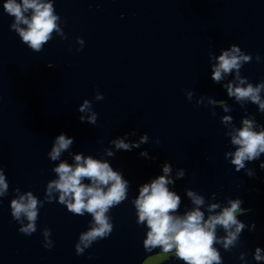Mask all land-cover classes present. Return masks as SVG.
<instances>
[{"label":"water","instance_id":"95a60500","mask_svg":"<svg viewBox=\"0 0 264 264\" xmlns=\"http://www.w3.org/2000/svg\"><path fill=\"white\" fill-rule=\"evenodd\" d=\"M3 3L0 0V166L10 187L0 198V264H161L164 257L146 259L160 249L144 250L147 228L137 225L130 201L142 184L164 174L165 161L172 164L174 184L169 190L181 197L176 214L195 207L186 190L204 196L201 210L206 216L210 203L224 206L226 198L239 197L243 208L252 209L238 217L256 226L242 232L240 246L231 252L216 247L223 264H243L240 252L247 253L248 264H257L252 253L264 248V170L259 168L264 154L246 162L254 177L235 171L225 159L226 152L235 150L225 133L240 127L248 114L264 125V113L252 103L242 108L213 82L209 55L236 44L253 57L241 75L253 84L264 80V0H55L67 39L53 33L40 52L10 29L14 17L3 10ZM77 37L84 40L83 47ZM231 79L226 76L222 83ZM187 91L193 92L192 100ZM97 92L103 100L94 99ZM200 96L226 100L232 111L206 106L207 101L197 105ZM85 99L98 114L95 125L79 120L90 115L78 111ZM223 115L232 116V124L223 125ZM133 131L136 135L129 140L138 141L147 133L149 141L132 151H116L110 141ZM60 133L74 137L61 160L74 166L76 154L91 155L130 182L128 199L111 210V235L81 255L75 244L87 230L90 215H73L55 201L45 203L31 236L19 232L11 216L13 189L19 187L20 194L32 191L42 200L47 182L58 178L51 171L58 161H51L48 152ZM106 149L115 154L108 156ZM141 151L153 159L141 157ZM180 168L185 176L177 179ZM45 227L51 229L50 249L44 247ZM218 235H223L219 228ZM164 264L183 262L169 259Z\"/></svg>","mask_w":264,"mask_h":264},{"label":"clouds","instance_id":"9594fccd","mask_svg":"<svg viewBox=\"0 0 264 264\" xmlns=\"http://www.w3.org/2000/svg\"><path fill=\"white\" fill-rule=\"evenodd\" d=\"M55 0H4L3 10L14 17L10 29L20 37L32 51L40 52L43 46L58 35L61 39H67L61 23L64 21L56 13ZM77 43L83 47L84 40L77 37ZM216 63H212L213 60ZM211 79L221 84L226 94L242 108L247 103L255 104L260 113H264V80L253 84L247 77L241 75V69L246 63H251L252 55L246 54L238 45L232 44L226 49H221L219 55L210 53ZM255 60L259 63L261 57L257 55ZM52 67L51 64L48 65ZM234 74V75H233ZM232 76L230 82L222 83L226 76ZM187 99H193V92L187 91ZM94 99H104L102 93L97 92ZM213 106L219 105L223 112L232 111L226 100L217 101L212 97L200 96L196 104ZM247 112V109H244ZM80 113L90 115L79 116L81 123L87 122L95 125L98 114L92 108V102L85 99L79 105ZM216 115L215 111L211 113ZM223 125L232 124L233 117L223 115L220 117ZM259 129V130H257ZM135 131L116 137L110 143L116 151H132L149 141V136L144 133L139 140H129V136H135ZM230 137V143L235 146L234 151L225 153V159L234 166L235 171L245 170L248 177H254V169L246 168V162L260 160L264 154V125H258L254 114H248L241 119V126H232L225 133ZM159 143V141H157ZM74 144V137L65 133L57 135L52 142L48 157L51 161H58L51 169L58 178L50 179L45 187L44 198L41 200L32 191H22L19 187L13 189L15 195L10 201L11 216L20 227L19 232L31 236L37 231V220L40 208L45 203L58 202L66 207L67 211L77 216L88 214L92 219L88 222L87 230L79 234L75 244L77 255L84 253L94 242L109 237L114 230L111 210L128 199L130 182L123 178V173L113 170L106 161L95 159L91 155L76 154L75 165L61 160V153L67 151ZM108 156L115 153L106 149ZM139 155L145 159H153L147 151H141ZM259 168L264 170V161L259 163ZM163 175L152 179L150 183H144L139 187V195L130 203L136 210V223L147 228L143 239V248L151 253L159 248L160 252L152 257H164L161 264L173 259L182 261L183 264H223V257L216 247L219 245L225 251L240 246L242 232L255 230V223L246 224L238 219L241 215H247L252 209L242 207L244 201L239 198H226V205L210 203L205 211L201 208L205 204L203 195H197L195 191L186 190L187 196L195 205L183 215L176 214L181 203V197L170 191L168 185L174 184L170 176L172 164L165 161L162 166ZM185 176V170L180 168L176 173L177 179ZM9 183L6 173L0 166V198L6 197L9 192ZM212 195H215L214 193ZM218 228L223 235H218ZM44 237V247L50 249L53 246L51 229L41 230ZM253 259L260 264L264 262V248L256 247L252 253ZM247 253L240 252L239 259L243 264H248ZM145 259V260H146Z\"/></svg>","mask_w":264,"mask_h":264}]
</instances>
